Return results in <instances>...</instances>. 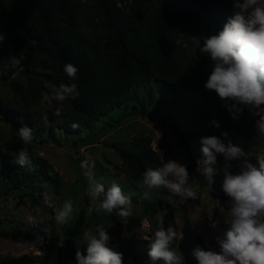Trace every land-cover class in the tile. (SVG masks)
<instances>
[{
	"label": "trees",
	"instance_id": "16d2710c",
	"mask_svg": "<svg viewBox=\"0 0 264 264\" xmlns=\"http://www.w3.org/2000/svg\"><path fill=\"white\" fill-rule=\"evenodd\" d=\"M117 3L118 0H94L93 4L86 0H0V59L10 53L22 54L20 67L31 83L28 93L32 102L38 103L42 94L49 90L47 83L56 88L61 83L78 86L80 95L76 99L68 98L62 104L51 100L46 110L51 126L70 132L83 131L130 99L133 85L157 79L176 87L192 88L201 94L205 107L199 114L205 124L210 125L209 135L219 137L225 144L231 140L243 148L249 154L247 161L264 150V137L256 129L258 117L245 108L239 119H232L224 101L205 88L212 63L198 51L199 46L192 40V37L218 34L236 11L234 0H131L127 9ZM185 43L187 48L182 46ZM67 63L78 68L75 80H69L63 70ZM35 68L40 73L36 78L33 75ZM57 108L62 109L60 115L55 114ZM11 111L0 106V112L10 119L15 133L4 145L10 154L20 151L23 142L17 131L27 126L21 119L23 111ZM213 120L220 127L212 125ZM74 123L78 125L75 129ZM170 127L189 160V182L204 186L206 178L198 168L191 144L193 134L174 121H170ZM223 132L228 136H222ZM135 141L137 147L116 146L122 158L119 167L131 180L142 183L146 169L161 167L163 161L151 147L149 137ZM243 162L245 160L241 158L228 163ZM38 163L42 171L37 173L26 172L24 166L3 165L0 174L9 178L14 188L36 180L46 183L50 178V167L43 160ZM217 163L225 166L222 155H217ZM227 198L222 190L221 199ZM173 199L177 201L175 207L164 197L142 200V213L153 233L157 229L155 214L165 207L168 209L165 229L172 225L178 231L175 212L183 205L178 197ZM33 201L39 202L36 198ZM86 212V209L81 210L76 231L67 229V233L79 234ZM108 217L113 224L108 232L112 238L109 246L123 254V264H163L162 261L153 262L148 256L149 240L123 236L126 224L115 213ZM2 234L16 240L31 236L21 228L2 231ZM196 242L203 250L213 251L202 235H196ZM86 247L82 243L52 245L44 256L24 264H77V250L86 255ZM4 261L12 264L9 259Z\"/></svg>",
	"mask_w": 264,
	"mask_h": 264
},
{
	"label": "rangeland",
	"instance_id": "374dc122",
	"mask_svg": "<svg viewBox=\"0 0 264 264\" xmlns=\"http://www.w3.org/2000/svg\"><path fill=\"white\" fill-rule=\"evenodd\" d=\"M86 1L88 4L94 3V0ZM130 2L118 0L117 5L127 9ZM21 57L22 54L16 56L10 53L0 59V106L23 111L21 119L33 130L35 139L26 146L32 163L24 166L26 172H40L38 162L43 160L50 167V178L46 183L36 180L28 182L27 186L14 188L11 180L0 174V264H6L5 259L11 260L12 264H24L27 260L44 256L52 245L85 244L83 232L88 229L95 231L97 225H103L109 232L113 224L108 215L96 212L91 216L86 212L78 235L66 232L67 229L76 231L81 210L87 211L90 206V200L85 195L87 179L80 169V163L85 159L95 162V179L102 182L106 189L116 183L132 198L133 216L123 228V236L150 241L154 233L142 213L141 202L147 197L163 198L171 194L163 188L149 190L142 183L127 177L119 167L122 158L116 146L137 147L135 139L149 137L151 147L160 155L163 163L175 160L187 166L189 160L170 127V121H174L193 134L191 144L195 156L197 160H202L201 138L211 136L207 131L210 125L205 124L199 114L205 107L202 95L192 88L176 87L157 79L139 82L132 86L130 99L100 117L91 127L79 132L65 131L53 128L46 115L52 93L58 88L47 83L49 90L34 104L28 93L31 83L20 67ZM34 70L36 78L40 73L36 68ZM14 135L10 119L0 112V170L3 165L23 167L16 162L19 151L10 154L4 147ZM259 154H264V151H259ZM257 155L248 162L256 165ZM243 164L230 165L229 173L239 174ZM224 168L217 163L218 172L211 185L207 179L204 186L189 182L198 198L181 201L182 208L175 212L178 232L184 233V239L177 241L174 249L177 254H182L184 264H197L191 255L197 247V234L204 237L214 252L220 251L217 238L222 237L230 226L226 221L231 219L232 206L230 197L221 199ZM34 198L39 202L33 201ZM67 199L75 202L74 207L78 211L74 212L69 224L60 225L55 220V211ZM209 216L219 221L216 228L211 227ZM14 228L24 229L31 236L16 240L2 234V231L11 232Z\"/></svg>",
	"mask_w": 264,
	"mask_h": 264
},
{
	"label": "clouds",
	"instance_id": "9594fccd",
	"mask_svg": "<svg viewBox=\"0 0 264 264\" xmlns=\"http://www.w3.org/2000/svg\"><path fill=\"white\" fill-rule=\"evenodd\" d=\"M234 15L224 24L216 35L207 37H192L199 46L198 51L210 58L211 72L205 83V88L214 91L224 101L232 119H239L247 108L251 115L258 117L256 129L264 137V0H234ZM179 45L180 42L177 41ZM187 48L185 43L182 45ZM64 72L69 80H75L78 68L67 63ZM80 95L76 83L69 85L61 83L52 93V99L61 104L68 98L76 99ZM57 108L56 115L61 114ZM212 125L220 127L213 120ZM75 129L77 124H73ZM227 137L228 133H221ZM17 136L23 142L18 152L16 162L21 166L32 163L28 145L35 139L33 130L22 126ZM203 159L197 164L211 185L217 175V155L225 160L223 170L222 190L231 198V219L226 221L230 226L217 238L220 251H206L197 246L191 255L197 264H264V154L257 155V164L247 161L248 153L231 140L225 144L219 137L201 138ZM264 151V150H263ZM245 162L239 174H230L229 161ZM95 162L85 159L80 163L83 176L87 179L85 195L90 200L87 215H111L115 213L121 222L127 224L133 216V202L130 195L122 188L112 183L110 187L95 179ZM143 186L147 189H167L171 194L164 197L168 204L176 206V199L181 201L197 199V193L189 185V171L186 165L175 160L164 162L161 167L148 168L143 174ZM147 195V193L145 194ZM72 199L65 200L55 211V220L60 225H67L73 219L74 207ZM167 207L155 214L157 229L150 239L148 256L163 264H184L182 254H177L173 245L184 239V233L178 232L172 225L165 229L164 222ZM211 227L216 228L219 221L209 216ZM82 239L86 244V255L76 252L77 264H123V254L110 247L112 239L103 225H97L95 231L88 229L83 232Z\"/></svg>",
	"mask_w": 264,
	"mask_h": 264
}]
</instances>
